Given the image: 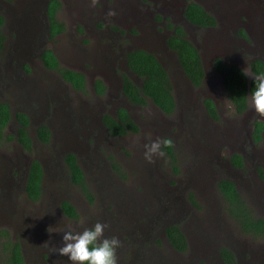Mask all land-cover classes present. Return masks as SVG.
<instances>
[{"label":"rangeland","instance_id":"374dc122","mask_svg":"<svg viewBox=\"0 0 264 264\" xmlns=\"http://www.w3.org/2000/svg\"><path fill=\"white\" fill-rule=\"evenodd\" d=\"M60 1L56 17L64 31L47 41L49 0L0 1V12L7 16L6 43L0 52V100L12 108L0 143V176L5 181L0 198L7 199L11 208L0 216V230L6 229L11 238L24 244L29 264H71L53 251L63 241H58L55 230L50 233L45 228L52 221L48 209H42L51 198L64 197L77 211L76 218L67 219L69 228L83 231L101 222L107 225L105 236L119 238L117 264H225L220 249L231 246L240 252L239 264L262 260L264 264V237L241 231L227 214L217 187L221 179L233 180L255 215L264 219V181L254 171L257 167L264 170V140L253 141V124L264 121V116L252 110L250 96L246 111L237 113L214 69L215 60L221 58L252 78L250 63L255 58L264 62V0ZM188 1L203 5L216 18V26L205 30L185 23L182 10ZM157 16L185 27L199 49L205 70L200 87L186 80L176 55L166 50L164 24ZM241 29L246 37L241 36ZM39 35L38 42L54 51L63 68L86 76L84 94L74 92L58 72L43 67L34 49ZM128 48L147 49L167 69L177 104L173 113L165 114L149 99L137 106L120 98L117 69L126 64ZM16 52L28 57L20 58ZM22 62L31 68L28 76L17 66ZM103 77L110 85L104 95L97 96L92 83L104 81ZM55 89L69 98L28 97H42ZM206 98L214 102L217 119L206 112ZM119 106L129 110L139 126L137 133L111 137L103 132L101 116L114 114ZM18 111L31 116L29 152L15 138L5 140L18 130L14 115ZM42 125L51 131L47 142L38 138ZM167 138L173 142L174 158L164 149ZM157 140L162 154L149 162L145 145ZM69 153L78 155L88 168L85 181L91 201L64 169ZM235 153L244 156L241 168L230 163ZM34 159L45 169L44 197L37 202L17 189L20 171ZM169 225L178 226L190 240L186 251L179 252L170 244L165 234ZM247 246L257 252L255 256L244 254ZM0 264H4L1 243Z\"/></svg>","mask_w":264,"mask_h":264},{"label":"trees","instance_id":"16d2710c","mask_svg":"<svg viewBox=\"0 0 264 264\" xmlns=\"http://www.w3.org/2000/svg\"><path fill=\"white\" fill-rule=\"evenodd\" d=\"M61 6L60 0H49L47 5V15L50 23V38L57 36L64 31V24L56 17V13ZM184 17L193 25L206 28L216 26V18L208 12L203 5L196 1H188L184 9ZM4 24V18L0 15V48L3 45L4 35L1 31ZM168 28L173 30V34L167 39V46L175 52L180 63L181 69L193 86L200 87L205 78V70L197 46L188 38L185 29L181 25L175 26L168 24ZM241 36L246 37L243 29ZM127 63L130 69L142 79V86H138L128 76L124 77V91L129 99L137 105H146L148 99L156 105L165 114H171L176 107L173 85L170 75L155 54L137 49L130 51L126 55ZM42 60L46 67L57 70L60 76L68 81L75 89L85 90L86 79L81 72L72 71L63 68L59 59L53 50L46 49L42 54ZM216 72L222 77L223 87L226 95L237 113H243L248 107L249 96L254 89V75L264 74V62L255 59L250 63L252 79L249 80L244 70L236 64H227L221 58L214 62ZM96 88L99 94L104 93L105 85L101 80L96 81ZM204 106L207 113L214 119L218 118V112L214 102L206 98ZM116 117L106 113L103 115V122L114 135H126L129 132L137 133L138 124L131 118L126 108L120 107L116 111ZM11 120L10 105L6 102H0V143L4 137V131ZM16 120L19 123L18 133L7 135L6 141L16 139V141L27 151H31L32 139L28 132L29 118L22 112L16 114ZM264 122L255 121L253 124V139L259 142L262 139ZM50 130L43 125L38 128V137L41 141L47 142L50 139ZM164 149L174 158L173 142L170 138L164 141ZM231 162L234 166L241 168L244 166L242 155L235 153L231 156ZM65 162L70 169L72 182L78 185L88 199L93 200L90 189L85 181L84 173L77 162L76 156L69 153L65 157ZM264 178V171L259 170ZM218 190L223 198L225 209L229 217L238 223L244 233L253 236H264V219L255 215L253 209L237 189L234 182L229 179H221L218 182ZM43 188V166L41 162L34 159L29 167L26 192L28 197L36 201L39 199ZM191 200L194 202L193 196ZM63 210L72 217H77L75 207L68 201L63 203ZM166 236L172 247L184 252L187 249V242L184 233L176 225H169L165 229ZM1 239L4 240L2 243ZM0 243L3 247L4 264H25L20 242L14 240L6 229L0 230ZM223 259L233 264L235 262L233 254L227 249L221 250Z\"/></svg>","mask_w":264,"mask_h":264},{"label":"flooded vegetation","instance_id":"af4514ba","mask_svg":"<svg viewBox=\"0 0 264 264\" xmlns=\"http://www.w3.org/2000/svg\"><path fill=\"white\" fill-rule=\"evenodd\" d=\"M0 1H2V0H0ZM4 2H7V0H4ZM186 5H187V3H186ZM185 5V6H186ZM185 6H184V8H183V10H182V12H184V9H185ZM6 10H7V13L9 12V8H6ZM59 11V10H58ZM0 15L1 16H3V18H4V24H3V26H2V29H1V31H2V33H3V35H4V41H3V45H2V47L0 48V52H2L3 50H4V48H5V43H6V33H5V26L7 25V23H6V21H7V16L5 15V13H3V12H0ZM9 16V15H8ZM46 17H47V20H48V28H47V33H48V37H46V41H47V38H49L50 40H52V38H50V23H49V18H48V15H47V7H46ZM157 20L159 19L160 20V22L161 23H163L164 24V26H163V28H164V33L166 34V50L168 51V52H171V53H174L175 54V52L174 51H172L171 49H169V47L167 46V39L173 34V30L172 29H170V28H168V24H169V20H171V22L173 23L174 21L172 20V18L171 19H168V17H161V19H160V17H155ZM182 18L184 19V21H185V23H188L189 21L182 15ZM188 21V22H187ZM175 26H177V25H180L179 23H173ZM188 24H191V25H193L192 23H188ZM193 26H195V25H193ZM183 27V26H182ZM197 28H201V27H198V26H196ZM183 28H185V27H183ZM210 28H213V27H206V28H202V29H205V30H208V29H210ZM120 33V32H119ZM39 37H40V35L36 38V41H35V44H34V46H35V51H36V54L39 56V58H40V61H41V63H42V65H43V67L45 68V69H47V70H50V71H56L57 72V70H55V69H52V68H48V67H46L45 66V64H44V62H43V60H42V54H43V52L46 50V49H49V48H46V47H43V41L42 42H38V39H39ZM33 46V47H34ZM142 49H144V48H142ZM133 50H137V49H127L126 50V52H125V54H124V62H125V60H126V64L123 66V70L120 68V70L118 71V69H117V73L118 74H120L118 77H117V80H116V84H117V86H118V90H119V92H120V98H124L125 100H127V102L130 104V105H137V104H134L130 99H129V97L127 96V94H126V92L124 91V77H125V75L126 76H128L134 83H136V84H138V83H142V79L139 77V76H137L131 69H130V67H129V65H128V63H127V59H126V55H127V53H129L130 51H133ZM144 50H147V49H144ZM148 51V50H147ZM54 52V51H53ZM150 52V51H149ZM30 54V53H29ZM14 55H16V56H18V57H20V58H27V57H24L22 54H20V52H16ZM176 55V54H175ZM256 59V58H255ZM178 63H179V61H177ZM17 66L20 68V70H22L24 73H25V75H29V73H30V71H31V68H29L28 66H24V64H23V62H22V64H17ZM179 66H180V63H179ZM181 67V66H180ZM215 69V68H214ZM69 70H71V69H69ZM167 70V69H166ZM6 72L8 71V69H6L5 70ZM73 71V70H72ZM216 71V70H215ZM76 72H78V71H76ZM116 72V71H115ZM82 73V72H81ZM116 73V74H117ZM129 73H133L134 74V77H132V76H130V74ZM182 73H183V75L185 76V78H186V80L192 85V83L190 82V80L187 78V76L184 74V72L182 71ZM83 74V73H82ZM7 75V74H6ZM58 75H59V77L63 80V81H65L69 86H70V88H72L73 89V91L74 92H78V93H85V90H77V89H75L68 81H66L65 79H63L61 76H60V74L58 73ZM84 75V74H83ZM85 76V75H84ZM104 78V81L100 78V79H97V80H101L102 81V83L105 85V90H104V93H102V94H99L98 93V90H97V88H96V81L95 82H93L92 83V90H93V92L95 93V94H97V96H102V95H104L105 94V91H106V89H107V85H110V81H108V79L106 78V77H103ZM85 79H86V76H85ZM137 79H139L140 81L139 82H136L137 81ZM170 79H171V77H170ZM87 80V79H86ZM105 82H107V83H105ZM171 82H173L172 80H171ZM177 82L179 83V80L177 79ZM139 85V84H138ZM172 85H173V83H172ZM86 87H87V85H86ZM29 98H69V96H67V95H65L64 97H63V95L61 94V92H60V90H58V89H55V90H49L48 91V93L47 94H45L44 96H42V97H40V96H28ZM0 102H5V101H2V100H0ZM6 103H8V102H6ZM9 104V103H8ZM203 104H204V102H203ZM10 105V104H9ZM138 106V105H137ZM176 106H177V104H176ZM121 106H119V107H117V109L118 108H120ZM123 107V106H122ZM123 108H126V107H123ZM204 108H205V106H204ZM10 109L12 110V108H11V105H10ZM35 109V108H34ZM117 109H116V111H117ZM127 109V108H126ZM205 110H206V108H205ZM116 111H115V113L114 114H112L113 116H115L116 117ZM127 111H128V113H129V110L127 109ZM18 112H22V113H24L28 118H29V125H30V123H31V116H30V113H28V112H24V111H18ZM17 112V113H18ZM163 112V111H162ZM207 112V111H206ZM16 113V114H17ZM16 114L14 113V115H15V117H16ZM104 115V114H103ZM103 115L101 116L102 118H101V122H102V125H103V127H104V133H105V135H107V134H111V137H122V136H124V135H114V134H112L111 133V131L109 130V128L106 126V124H104V122H103ZM129 115L131 116V114L129 113ZM131 118L134 120V118L131 116ZM135 121V120H134ZM136 122V121H135ZM262 122H264V121H262ZM19 124V123H18ZM43 126V125H42ZM16 133H18V130L16 131ZM37 133H38V129H37ZM50 133H51V131H50ZM129 133H133V132H129ZM262 139H261V141H259V142H261L262 143V141L264 140V129H263V131H262ZM39 138V137H38ZM254 141V140H253ZM256 143V142H255ZM260 143V144H261ZM259 144V145H260ZM75 156H76V154L75 153H73ZM239 154V153H238ZM233 155V154H232ZM231 155V156H232ZM241 155V154H240ZM242 157H243V162H244V165H245V159H244V156L242 155ZM231 158V157H230ZM76 159H77V162H78V164L80 165V167H81V169H82V171H83V173H84V176H86V172H87V170H88V168L83 164V163H81V161L80 160H78V155L76 156ZM33 161V160H32ZM31 161V162H32ZM31 162L28 164V165H25L23 168V170L22 171H20V173H21V178H20V184L19 185H17V189H20V188H22V190L25 192V194H26V197L28 198V200L29 201H32V202H37V201H39V200H41V199H43V194H44V192H43V188H42V193H41V195H40V197H39V199L38 200H36V201H33V200H31L29 197H28V194H27V192H26V190H25V188H26V182H27V177H28V172H29V167H30V165H31ZM230 163H231V165H232V167L233 168H235L236 166H234L233 164H232V162H231V159H230ZM42 164V163H41ZM43 166V165H42ZM261 166H263V165H261ZM238 168V167H237ZM262 167H257V168H255L254 169V171H256L258 174H259V170L261 169ZM64 169L66 170V171H68V173H70V169H69V167H68V165H67V163L65 162V164H64ZM263 169V168H262ZM259 171V172H258ZM264 171V170H263ZM260 176V175H259ZM262 177V176H261ZM44 178H45V169H44V167H43V182H44ZM70 178H71V175H70ZM86 178V177H85ZM72 180V179H71ZM261 180L262 181H264V178L262 177L261 178ZM232 182H234L233 180H231ZM0 186H2V185H4L5 184V181H4V179L0 176ZM22 184H23V187H22ZM74 184V183H73ZM234 184H235V182H234ZM236 185V184H235ZM9 187H12L11 185H9ZM236 187H237V189H238V186L236 185ZM13 188V187H12ZM13 189H11V191H12ZM0 197H4V192L3 191H0ZM66 201H68L67 200V198H64V197H54V198H51L48 202H47V205L46 206H44L42 209H48V215H49V218H50V220L52 221V224H50V227L48 226V225H45V228H49L50 230H55L58 234L56 235V236H60V239L61 240H58V241H62V236H63V234H64V232L63 231H66V230H68L69 229V225L68 224H66L67 223V219H70V218H72V217H70V216H68L66 213H65V211L63 210V203L64 202H66ZM68 202H70V201H68ZM71 203V202H70ZM7 208H11V206L8 204V202H7V199H4V198H0V216H2V214H4L5 213V210L7 209ZM12 212H14V210H12ZM181 230V229H180ZM182 231V230H181ZM183 232V231H182ZM184 233V232H183ZM166 234V233H165ZM184 235H185V233H184ZM185 237H186V235H185ZM264 237V236H263ZM19 241V240H18ZM57 241V242H58ZM20 242V241H19ZM186 242H187V247L189 246V243H190V240L186 237ZM20 245H21V249H22V254H23V257H24V260H25V264H29V262H28V259H27V255H26V250H25V246H24V244L22 243V242H20ZM60 246H62V243H59V245H57V246H55V249L53 250V251H56ZM224 248H227V247H224ZM223 248H221L220 249V258L225 262V264H229V263H227L224 259H223V257H222V254H221V250H222ZM232 254H233V256H234V260H235V262L233 263V264H239V261H240V257H239V251L236 249V247H233V246H231L230 248H227ZM245 252H244V254H247L248 252H250V254H251V256H255L256 255V253L257 252H252L251 251V249H250V247L249 246H247V249H245L244 250ZM243 253V252H242ZM43 258H45L44 256H43ZM263 262V260L262 261H260L259 262V264H261Z\"/></svg>","mask_w":264,"mask_h":264},{"label":"clouds","instance_id":"9594fccd","mask_svg":"<svg viewBox=\"0 0 264 264\" xmlns=\"http://www.w3.org/2000/svg\"><path fill=\"white\" fill-rule=\"evenodd\" d=\"M245 75L249 72L244 71ZM250 107L258 115L264 116V74L254 75V89L250 95ZM161 142L153 141L145 145V159L152 162L153 156L160 153ZM106 224L96 222L83 231L69 228L63 231L62 246L56 251L67 257L71 264H117L116 249L120 247L119 238L104 235ZM50 233V229H48Z\"/></svg>","mask_w":264,"mask_h":264},{"label":"water","instance_id":"95a60500","mask_svg":"<svg viewBox=\"0 0 264 264\" xmlns=\"http://www.w3.org/2000/svg\"><path fill=\"white\" fill-rule=\"evenodd\" d=\"M243 70H244V69H243ZM244 71H245V70H244ZM247 77H248V75H247ZM248 79L251 80L252 78L248 77Z\"/></svg>","mask_w":264,"mask_h":264}]
</instances>
